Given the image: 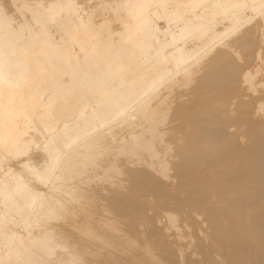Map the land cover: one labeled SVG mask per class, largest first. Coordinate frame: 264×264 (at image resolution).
<instances>
[{
    "label": "bare ground",
    "instance_id": "obj_1",
    "mask_svg": "<svg viewBox=\"0 0 264 264\" xmlns=\"http://www.w3.org/2000/svg\"><path fill=\"white\" fill-rule=\"evenodd\" d=\"M0 264H264V0H0Z\"/></svg>",
    "mask_w": 264,
    "mask_h": 264
}]
</instances>
